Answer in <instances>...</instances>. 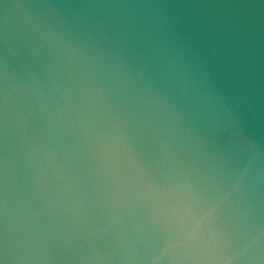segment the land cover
<instances>
[{
  "label": "water",
  "instance_id": "water-1",
  "mask_svg": "<svg viewBox=\"0 0 264 264\" xmlns=\"http://www.w3.org/2000/svg\"><path fill=\"white\" fill-rule=\"evenodd\" d=\"M0 264H264V0H0Z\"/></svg>",
  "mask_w": 264,
  "mask_h": 264
}]
</instances>
